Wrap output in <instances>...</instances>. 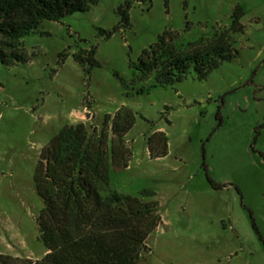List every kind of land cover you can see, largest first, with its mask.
Segmentation results:
<instances>
[{"label":"rangeland","instance_id":"obj_1","mask_svg":"<svg viewBox=\"0 0 264 264\" xmlns=\"http://www.w3.org/2000/svg\"><path fill=\"white\" fill-rule=\"evenodd\" d=\"M128 1L131 26L109 39L97 30L118 23L124 0L43 22L22 39L25 62L0 64V255L45 254L33 183L41 149L66 125L83 123L87 137L98 136L104 117L109 123L124 106L135 116L124 137L130 158L123 170L109 168L102 194L156 202L161 224L138 264H264V0ZM236 6L241 31L231 23ZM160 36L179 55L220 39L237 55L204 80L191 70L180 83L136 94L151 77L135 80L129 63ZM89 45L100 67L86 77L72 54ZM155 131L166 135L168 153L150 159L146 139Z\"/></svg>","mask_w":264,"mask_h":264},{"label":"trees","instance_id":"obj_2","mask_svg":"<svg viewBox=\"0 0 264 264\" xmlns=\"http://www.w3.org/2000/svg\"><path fill=\"white\" fill-rule=\"evenodd\" d=\"M99 1L0 0V64L11 66L25 62L28 58L21 52L22 39L34 33L43 22H59L74 13H85ZM163 1L167 6L168 0ZM130 7V1L124 0L115 11L118 23L108 31L98 29L97 36L106 40L118 30L130 28ZM242 16V9L236 6L231 23L238 31L242 30L238 23ZM95 51L89 45L72 54V60L86 77L100 67ZM236 55L229 39L179 55L160 36L141 51L136 62L129 63V68L136 73L135 80L151 77L150 84L135 93L157 86H173L183 81L191 70L197 79L204 80ZM65 56L62 54L58 63L62 64ZM115 77L120 80L117 74ZM216 117L220 125L219 110ZM108 119L104 117L100 134L92 138L87 137L83 123L63 126L41 149L33 183L43 204L36 225L45 254L36 260L0 255V264H138L141 254L149 251L146 240L161 224L156 202L115 191L102 194V189L109 186V168H127L130 156L124 137L133 127L135 116L122 106L109 123ZM146 148L150 159L165 157L166 135L153 132L146 139ZM207 180L214 189L223 187L208 176ZM147 194V197L153 196Z\"/></svg>","mask_w":264,"mask_h":264}]
</instances>
